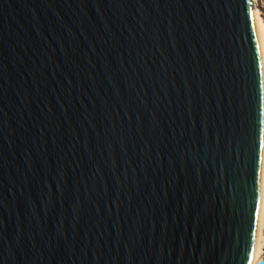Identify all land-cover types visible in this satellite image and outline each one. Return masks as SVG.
I'll return each mask as SVG.
<instances>
[{
	"label": "water",
	"instance_id": "obj_1",
	"mask_svg": "<svg viewBox=\"0 0 264 264\" xmlns=\"http://www.w3.org/2000/svg\"><path fill=\"white\" fill-rule=\"evenodd\" d=\"M247 3L0 0V264H247Z\"/></svg>",
	"mask_w": 264,
	"mask_h": 264
},
{
	"label": "snow or ice",
	"instance_id": "obj_2",
	"mask_svg": "<svg viewBox=\"0 0 264 264\" xmlns=\"http://www.w3.org/2000/svg\"><path fill=\"white\" fill-rule=\"evenodd\" d=\"M260 17L261 28L259 39H257V25L252 9V0H248L246 12L247 31L248 25L251 24L248 72L251 84L256 89L258 105L256 122L250 131L248 153L253 187L251 197L253 203L250 208L248 234L251 235L253 241L257 236V224L261 222L262 204H264V119L261 118L264 117V9L261 10ZM261 232L264 233V228L261 229ZM253 251H249L247 245L245 250L247 264H253ZM260 264H264V259L260 260Z\"/></svg>",
	"mask_w": 264,
	"mask_h": 264
},
{
	"label": "bare ground",
	"instance_id": "obj_3",
	"mask_svg": "<svg viewBox=\"0 0 264 264\" xmlns=\"http://www.w3.org/2000/svg\"><path fill=\"white\" fill-rule=\"evenodd\" d=\"M257 16H258V26H259V32L261 28V17L259 11H257ZM264 225V204H262V216H261V222L258 223L257 227V236L255 240V245H254V251H253V263L256 262L262 255V246H263V234L261 232V229L263 228Z\"/></svg>",
	"mask_w": 264,
	"mask_h": 264
},
{
	"label": "built area",
	"instance_id": "obj_4",
	"mask_svg": "<svg viewBox=\"0 0 264 264\" xmlns=\"http://www.w3.org/2000/svg\"><path fill=\"white\" fill-rule=\"evenodd\" d=\"M254 8L259 11V13L261 12L262 9H264V0H254ZM261 258L264 259V256L263 257H260L257 261H259ZM254 262L253 264H256L257 263Z\"/></svg>",
	"mask_w": 264,
	"mask_h": 264
},
{
	"label": "rangeland",
	"instance_id": "obj_5",
	"mask_svg": "<svg viewBox=\"0 0 264 264\" xmlns=\"http://www.w3.org/2000/svg\"><path fill=\"white\" fill-rule=\"evenodd\" d=\"M263 228H264V225H263ZM263 234V237H264V233H262ZM263 246H264V239H263ZM263 246H262V250H263ZM264 256V253H263V251H262V255H261V257H263Z\"/></svg>",
	"mask_w": 264,
	"mask_h": 264
}]
</instances>
